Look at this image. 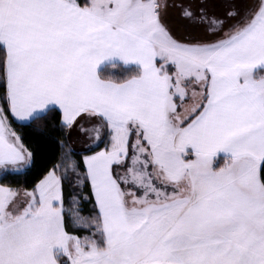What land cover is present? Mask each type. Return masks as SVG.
Returning <instances> with one entry per match:
<instances>
[{
	"label": "snow or ice",
	"instance_id": "6c2138e0",
	"mask_svg": "<svg viewBox=\"0 0 264 264\" xmlns=\"http://www.w3.org/2000/svg\"><path fill=\"white\" fill-rule=\"evenodd\" d=\"M0 264H264V0H0Z\"/></svg>",
	"mask_w": 264,
	"mask_h": 264
},
{
	"label": "trees",
	"instance_id": "16d2710c",
	"mask_svg": "<svg viewBox=\"0 0 264 264\" xmlns=\"http://www.w3.org/2000/svg\"><path fill=\"white\" fill-rule=\"evenodd\" d=\"M107 71H114L117 74L120 73V69H108ZM18 130L25 132L28 136L29 143L35 153V165L31 174L10 177L8 182L12 183L14 186H25L30 188L41 170L45 166H50L51 163L56 161L58 149L55 139L58 137V133L51 130H44L43 132H36L32 129ZM222 162L221 159L220 163ZM67 195L68 190L66 189V196Z\"/></svg>",
	"mask_w": 264,
	"mask_h": 264
},
{
	"label": "rangeland",
	"instance_id": "374dc122",
	"mask_svg": "<svg viewBox=\"0 0 264 264\" xmlns=\"http://www.w3.org/2000/svg\"><path fill=\"white\" fill-rule=\"evenodd\" d=\"M169 2L171 3L172 0H169ZM164 22L167 24L169 29L172 31V33L177 38H182L185 35L186 23H185V21H183L180 18L178 11L176 9L169 8L168 12L164 16ZM18 131H20V130H18ZM21 133H22V135H24L26 143L28 145H30L29 140H28V136L26 135V133L23 131H21Z\"/></svg>",
	"mask_w": 264,
	"mask_h": 264
}]
</instances>
